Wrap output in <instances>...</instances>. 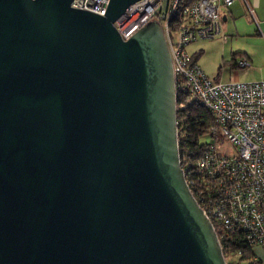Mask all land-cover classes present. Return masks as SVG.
I'll list each match as a JSON object with an SVG mask.
<instances>
[{
  "label": "water",
  "instance_id": "1",
  "mask_svg": "<svg viewBox=\"0 0 264 264\" xmlns=\"http://www.w3.org/2000/svg\"><path fill=\"white\" fill-rule=\"evenodd\" d=\"M72 0H0V264H227L180 166L172 61Z\"/></svg>",
  "mask_w": 264,
  "mask_h": 264
},
{
  "label": "built area",
  "instance_id": "2",
  "mask_svg": "<svg viewBox=\"0 0 264 264\" xmlns=\"http://www.w3.org/2000/svg\"><path fill=\"white\" fill-rule=\"evenodd\" d=\"M234 0H137L113 23L122 39L157 20L170 53L178 108L195 104L211 121L196 150L179 151L186 184L211 222L228 257L257 259L264 252V79L221 81L208 76L186 48L221 31V10ZM109 0H72L71 6L105 15ZM238 67H251L241 58ZM177 95L181 97L179 105ZM208 136L211 141H202ZM179 141V140H178Z\"/></svg>",
  "mask_w": 264,
  "mask_h": 264
},
{
  "label": "crops",
  "instance_id": "3",
  "mask_svg": "<svg viewBox=\"0 0 264 264\" xmlns=\"http://www.w3.org/2000/svg\"><path fill=\"white\" fill-rule=\"evenodd\" d=\"M221 14L220 35L214 39L221 44L223 58L229 60L231 68L238 67L236 62L241 58L251 62L249 68L239 67L245 68L247 74L229 69L226 70L229 73L227 75L230 76L234 72L233 76L236 80L241 77L242 81L264 79V0H234L230 6L221 10ZM199 51H201L200 54ZM202 53L203 50L195 49L190 54L193 57L196 56L195 60L199 64V57ZM220 70L221 67L217 72L212 70V72H216L214 78L218 80ZM229 80L232 79L225 81ZM262 256H264V252ZM262 264L264 263L262 262Z\"/></svg>",
  "mask_w": 264,
  "mask_h": 264
},
{
  "label": "trees",
  "instance_id": "4",
  "mask_svg": "<svg viewBox=\"0 0 264 264\" xmlns=\"http://www.w3.org/2000/svg\"><path fill=\"white\" fill-rule=\"evenodd\" d=\"M193 1V0H189ZM199 54L201 51L198 52ZM198 56V55H197ZM193 57V59H195ZM181 101V97L177 95V103L179 105V102ZM177 117H180L182 120L181 123V129H179V138H178V149L180 153L182 152H188L192 150H196L197 146V139L200 134H202L211 121V118L209 117L208 113L205 111V109L201 108L198 105L195 104H189L185 108H178L177 110ZM188 154V153H187ZM233 258L228 257V264L229 260ZM239 261H248L251 262L250 264H262V261L257 258L253 259L251 256L248 255H242L238 257ZM234 263H236L234 261Z\"/></svg>",
  "mask_w": 264,
  "mask_h": 264
},
{
  "label": "rangeland",
  "instance_id": "5",
  "mask_svg": "<svg viewBox=\"0 0 264 264\" xmlns=\"http://www.w3.org/2000/svg\"><path fill=\"white\" fill-rule=\"evenodd\" d=\"M195 49H201L203 50V53L199 57V65L202 67V69L206 72L208 76L211 78H214L215 73L219 70V67H221V73L219 76V80L225 81L227 79H232L236 80L235 76H233L234 72L242 73V74H247L248 72H245V68H239V67H234L231 68V65L229 64V60H225L223 58V54L221 51V44L219 43L218 40L215 39H201L198 40L197 42L192 43L189 45L186 50L191 53ZM231 70L232 74L227 75L229 73L226 72V70ZM216 70V72H212ZM245 76V75H242ZM243 78L240 77L239 80H242ZM238 80V79H237ZM202 141L205 142H210L211 139L208 136H205L202 138ZM255 253L257 256L262 260L264 263V256H262L263 252L260 251V249H256ZM234 261L236 263H234ZM230 264H250L251 262L248 261H239L238 257H235L234 260L231 259L229 260Z\"/></svg>",
  "mask_w": 264,
  "mask_h": 264
}]
</instances>
